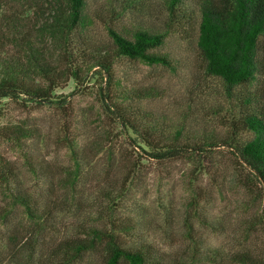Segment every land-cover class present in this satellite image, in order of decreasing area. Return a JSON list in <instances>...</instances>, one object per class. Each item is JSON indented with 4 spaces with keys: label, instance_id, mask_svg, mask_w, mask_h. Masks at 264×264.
<instances>
[{
    "label": "trees",
    "instance_id": "16d2710c",
    "mask_svg": "<svg viewBox=\"0 0 264 264\" xmlns=\"http://www.w3.org/2000/svg\"><path fill=\"white\" fill-rule=\"evenodd\" d=\"M97 3L94 16L89 14L90 0L47 1L41 21L33 23L3 16L5 27L15 31L6 28L14 33L10 38L20 54L9 55L0 48V105L15 100L25 107L51 105L66 113L71 107L60 92L71 83L82 85L91 76L98 85L103 114L134 142L145 162L198 160L202 170L200 161L211 158L220 146L231 149L237 157V182L260 199L259 217L264 224V0H194L195 8L188 0ZM197 12L206 75L225 87L230 118L223 134L194 129L185 121H171L143 107L146 90L127 87L115 71L121 58L170 66L169 55L161 49L170 33H188ZM129 14L133 20L126 27L123 20ZM161 14L164 29L145 25V18ZM95 19L105 26L112 47L95 43L88 34ZM56 52L61 58L58 63ZM37 136L36 130L23 124L0 121V140L16 146L32 177L51 183L46 195L35 193L20 178L15 164L0 153V188L6 204L0 206V264H87L88 256L95 253L102 256V264H171L167 253L146 241L142 221L116 219L113 214L90 221L88 214L64 207L69 193L76 199V188L84 184L87 174L85 167L93 166L101 151L92 153L77 139L66 138L73 168L58 177L52 166L26 147ZM18 210L24 218L11 227L9 221ZM197 217L209 224L206 216L198 213ZM188 225L187 235L194 252H199V239L192 224ZM216 252L199 254L217 256ZM226 264H264V259L237 252Z\"/></svg>",
    "mask_w": 264,
    "mask_h": 264
},
{
    "label": "rangeland",
    "instance_id": "374dc122",
    "mask_svg": "<svg viewBox=\"0 0 264 264\" xmlns=\"http://www.w3.org/2000/svg\"><path fill=\"white\" fill-rule=\"evenodd\" d=\"M47 1L50 0H0L2 50L9 55L20 54L10 38L14 29L5 27L3 16L18 17L26 23L41 21ZM97 1L104 2L90 0L91 16L96 13ZM188 4L195 8L194 0H188ZM196 17L188 33H170L161 49L169 55L170 66H151L121 58L117 60L115 71L127 87L146 90L147 97L141 101L143 107L171 121H185L194 129L223 134L230 118L225 87L222 81L206 75L205 58L198 44V12ZM132 20L130 14L126 15L123 24L130 27ZM144 23L165 28L163 14L145 18ZM6 28L11 31L7 32ZM88 34L95 43L112 47L100 19L89 26ZM53 56L60 62L57 52ZM89 78L82 85L71 83L60 92L68 97L66 104L71 107L66 113L51 105L25 107L15 100H5L0 105L1 123L23 124L38 132L37 138L26 147L52 166L58 177H64L73 168L66 138L77 139L81 147L92 148V153L102 152L93 166L85 167V186L76 188V199L69 193L70 199L64 207L88 214L90 221L104 214L142 221L146 241L167 253L171 264H226L228 257L237 252H250L264 259V224L259 217L261 201L237 182V157L232 150L220 146L211 158L199 160L204 165L202 170L198 160L145 162L139 158L141 151L134 147V142L124 137L103 114L98 85ZM0 153L15 164L25 185L41 196L46 195L51 183L32 177L16 146L0 140ZM3 201L0 188V206L6 207ZM198 213L206 216L211 226L201 222ZM23 218L18 210L9 225H17ZM188 222L199 239L196 250L200 253L217 251V256L203 257L194 252L193 241L187 235ZM88 258L87 264H102L99 253Z\"/></svg>",
    "mask_w": 264,
    "mask_h": 264
}]
</instances>
